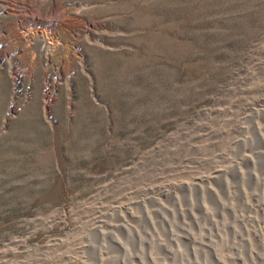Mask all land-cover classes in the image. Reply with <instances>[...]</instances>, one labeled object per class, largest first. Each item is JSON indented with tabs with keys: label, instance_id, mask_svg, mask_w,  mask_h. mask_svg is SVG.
<instances>
[{
	"label": "rangeland",
	"instance_id": "1",
	"mask_svg": "<svg viewBox=\"0 0 264 264\" xmlns=\"http://www.w3.org/2000/svg\"><path fill=\"white\" fill-rule=\"evenodd\" d=\"M0 264H264V0H0Z\"/></svg>",
	"mask_w": 264,
	"mask_h": 264
},
{
	"label": "bare ground",
	"instance_id": "2",
	"mask_svg": "<svg viewBox=\"0 0 264 264\" xmlns=\"http://www.w3.org/2000/svg\"><path fill=\"white\" fill-rule=\"evenodd\" d=\"M202 227V226H201ZM199 228V227H198ZM184 231V230H183ZM217 234V233H216ZM186 238V237H185ZM207 238V237H206ZM176 243V242H175ZM175 250H176V248H175Z\"/></svg>",
	"mask_w": 264,
	"mask_h": 264
}]
</instances>
